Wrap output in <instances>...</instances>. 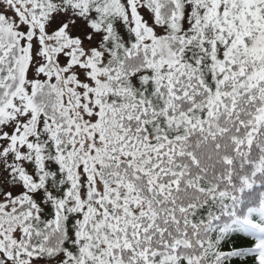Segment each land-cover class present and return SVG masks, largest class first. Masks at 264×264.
Instances as JSON below:
<instances>
[{"label":"snow or ice","instance_id":"snow-or-ice-1","mask_svg":"<svg viewBox=\"0 0 264 264\" xmlns=\"http://www.w3.org/2000/svg\"><path fill=\"white\" fill-rule=\"evenodd\" d=\"M0 264H264V0H0Z\"/></svg>","mask_w":264,"mask_h":264}]
</instances>
